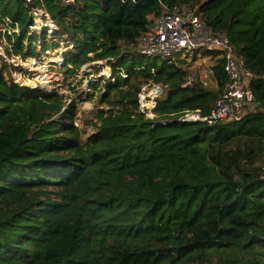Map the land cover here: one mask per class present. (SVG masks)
Here are the masks:
<instances>
[{
  "label": "trees",
  "instance_id": "trees-1",
  "mask_svg": "<svg viewBox=\"0 0 264 264\" xmlns=\"http://www.w3.org/2000/svg\"><path fill=\"white\" fill-rule=\"evenodd\" d=\"M179 6L238 48L255 76V112L178 121L209 116L227 82L224 59L211 66L212 90L198 78L185 86L187 60L135 51L151 19ZM35 9L55 24L53 41L48 28L29 33ZM0 17L8 57L64 42L67 76L95 62L112 68L84 142L75 100L15 83L4 64L0 264H264V0H0ZM152 85L165 96L147 119L139 95Z\"/></svg>",
  "mask_w": 264,
  "mask_h": 264
},
{
  "label": "built area",
  "instance_id": "built-area-1",
  "mask_svg": "<svg viewBox=\"0 0 264 264\" xmlns=\"http://www.w3.org/2000/svg\"><path fill=\"white\" fill-rule=\"evenodd\" d=\"M24 1L31 2V0ZM136 48L139 55L151 59L177 61L183 57L191 58L207 53L217 59L225 60L227 82L210 115L203 117L199 110L186 111L178 118L179 122H203L214 125L240 120L243 113L257 110L258 105L250 88L255 76L245 69V63L238 53V48L224 33L206 26L196 15L195 10L186 6L174 9L164 7L161 16L151 19L147 30L139 38ZM193 84L194 79L190 77L185 86ZM145 91H148V86L143 87L139 95L140 110L147 119H154L157 103L154 101V105L150 106L149 95H142ZM161 92L162 94L155 100L165 94L163 87ZM168 122L171 120L163 121L164 124Z\"/></svg>",
  "mask_w": 264,
  "mask_h": 264
},
{
  "label": "rangeland",
  "instance_id": "rangeland-1",
  "mask_svg": "<svg viewBox=\"0 0 264 264\" xmlns=\"http://www.w3.org/2000/svg\"><path fill=\"white\" fill-rule=\"evenodd\" d=\"M31 15L34 18V26L29 33L36 32L41 36L42 31L48 28L47 39L53 41V33L57 28L50 17L46 15V12L35 9ZM6 31L7 24H3L0 21V38L2 40L0 42V58H2V60L0 59V71L3 68L6 70V66H4L6 63L8 66H12V68H9V72L4 71L5 76H11L15 83L32 89L40 88L49 92L57 90L61 96H65L68 103L75 100L79 110L76 125L87 131V135L83 138L85 142L95 132L98 122L95 114L99 109V94L104 88V83L112 81V68L107 65V61L95 62L84 66L78 75L74 77L67 76L64 69H62L64 66V54L68 52V48H65L64 42H62L60 48L50 49L40 57L28 58L26 60L22 57H8L6 48L9 46V43L8 39L4 37ZM11 32L19 31L18 29H12ZM41 38L39 45L42 42ZM39 45L38 53L41 51V46ZM135 51L138 52L137 48ZM215 59L217 58L207 53L199 56L195 55L191 58H182V60H187L190 64L189 72L191 73V77L193 79L198 78L208 89L212 90L216 89L211 72V66L216 61ZM94 67L97 68L94 69ZM95 82H99L101 85L93 87L92 84ZM143 94H148L149 98H151L150 106H153L154 101L157 103L165 96L162 95L159 99L154 100L162 94L161 90L157 91L156 85L148 86V91H145Z\"/></svg>",
  "mask_w": 264,
  "mask_h": 264
},
{
  "label": "water",
  "instance_id": "water-1",
  "mask_svg": "<svg viewBox=\"0 0 264 264\" xmlns=\"http://www.w3.org/2000/svg\"><path fill=\"white\" fill-rule=\"evenodd\" d=\"M158 90H161L162 91V86H158Z\"/></svg>",
  "mask_w": 264,
  "mask_h": 264
}]
</instances>
